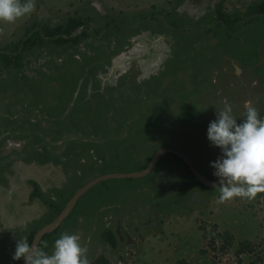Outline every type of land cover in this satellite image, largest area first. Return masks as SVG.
Listing matches in <instances>:
<instances>
[{
    "label": "rangeland",
    "instance_id": "374dc122",
    "mask_svg": "<svg viewBox=\"0 0 264 264\" xmlns=\"http://www.w3.org/2000/svg\"><path fill=\"white\" fill-rule=\"evenodd\" d=\"M204 1L205 13L199 12L198 0H35L31 14L15 23L0 22V55L11 57L9 64L0 57V141L28 139L25 151L31 153L25 161L41 156L40 162L62 163L72 174L79 147L82 174L73 177L75 186L105 173L137 171L162 146L186 152L200 173L216 178L211 164L222 151L211 144L207 130L218 110L227 102L242 121L248 104L264 119V15L243 16L228 27L216 21L217 4L243 14L259 0ZM197 13L199 19L193 20ZM69 18L86 20L75 32H86L78 45L46 41L11 50L30 31ZM145 31L154 35L166 57L156 53L150 62L141 59L143 45L130 37ZM132 54L134 60H127ZM111 58L122 59L116 65L122 70L117 85L83 100L88 81L93 92L99 87L98 70L104 72ZM236 65L242 67L239 73ZM132 196L146 199L137 220L151 223L131 235L138 246H128V253L106 252L100 241L101 217L126 206ZM218 197V186H201L182 162L163 158L146 176L109 178L90 187L54 237L78 234L89 261L107 253L117 264H178L180 259L188 264H240L235 248L248 241L255 252L245 255L243 264H264V193L255 200L225 203ZM77 215L80 233L70 226ZM28 233L17 231L11 245L0 238V264L16 261L17 241ZM226 233L234 245L221 249L219 235ZM211 236L217 239L215 247ZM55 240L39 247L51 254Z\"/></svg>",
    "mask_w": 264,
    "mask_h": 264
},
{
    "label": "flooded vegetation",
    "instance_id": "af4514ba",
    "mask_svg": "<svg viewBox=\"0 0 264 264\" xmlns=\"http://www.w3.org/2000/svg\"><path fill=\"white\" fill-rule=\"evenodd\" d=\"M198 2L201 3V5H198V7L201 8V11L199 12H207L205 1L198 0ZM195 8L192 10L196 11ZM189 11L190 9L186 10L185 13L189 14ZM200 13L193 15L192 19H199ZM149 32L150 31L141 32L130 37V39H139V44L143 45V51L140 53L141 59L147 62H150L153 59V56L162 54L160 51L162 49L156 45V38ZM155 36L157 35L155 34ZM155 46H157V48ZM128 53L129 50L125 51V54ZM122 56L123 54H121V57ZM166 56L167 54H162L160 59H163ZM121 60V58H116V60L111 58L109 59V63L104 66V72L98 70V73H100L98 75L100 79L98 84L99 87L91 92L90 87L93 83L92 81H88L89 89L87 94L83 95V100L87 101L92 96H95L93 93L96 91H100L99 93H101L106 86L112 88L117 85V75H120L122 72L119 71L121 68L119 69L116 65L120 64ZM127 60L133 61V54L128 56ZM127 69L124 70L127 71ZM240 70H242V67L236 65L235 72L239 73ZM102 73L103 75H101ZM250 83L252 87V82L250 81ZM255 84L256 83L254 82V85ZM103 95L105 96V94ZM256 96L257 94L254 93L255 98ZM244 104L245 102L242 101L240 111L243 110L242 105ZM259 115L262 114L259 113ZM88 124V126L94 128L92 123ZM28 141V139H19L17 137H5L0 141V182L5 183V185L0 183V238L6 241L3 244L11 245L17 238V231H29V233L24 237L27 238L31 231L35 232L46 223L51 222L66 205L74 192L82 186V184L75 186V183L73 182V177H79L82 174L80 167H77L78 165H81L83 160L79 147L76 152V167L73 171L74 173L72 174V171H65L66 169L64 164L62 166V163H54L49 159L40 162L39 158L41 156L36 155L39 157L37 159L34 155H32L33 157L31 156L29 161H25L23 158H26L27 155L31 153L25 151V146ZM65 149V146H63L62 150ZM23 153L24 156L22 157L21 154ZM164 156H162L159 160L163 159ZM181 162L186 165L183 161ZM188 172L191 175L192 180H196L192 172ZM196 181L200 183L198 180ZM202 185L203 184L201 183V186ZM80 197L75 201L71 211L60 222L57 228L52 232L47 233L49 234L48 236H45L47 235L45 234L41 238L40 243L43 241L51 242L56 239L54 235L57 234V231L62 227L64 224L63 222L73 211L78 210ZM145 200L146 199L144 197L138 198L137 196H132L131 199L126 201V206L120 205L113 212H108L102 215V232L100 234V241L105 246L106 252H109V249H113L118 251L120 255H123L128 253V246H138L137 241L132 239L131 235L137 233L138 230L144 231V229L147 228L148 223H151L150 219L140 221L137 220L138 213L141 211V206H146V203L144 204V202H146ZM197 200H199L198 196ZM134 211H137V218L133 216L134 214L136 215ZM80 222H82V219L80 215H77L71 223L72 225H70L72 226L71 230H74L75 233H80L82 228V224H80ZM152 222L157 224L154 220H152ZM106 231H111L113 236L112 242L107 240ZM81 240L86 241L88 239H86V237H81ZM98 257H104L110 262V264H117L115 259L107 253L97 255L90 261V264Z\"/></svg>",
    "mask_w": 264,
    "mask_h": 264
},
{
    "label": "clouds",
    "instance_id": "9594fccd",
    "mask_svg": "<svg viewBox=\"0 0 264 264\" xmlns=\"http://www.w3.org/2000/svg\"><path fill=\"white\" fill-rule=\"evenodd\" d=\"M34 10L35 0H0V22L15 23ZM245 108V118L238 121L232 106L225 102L207 130L211 144L222 151L211 164L219 179L215 185L219 187V203L234 198L255 200L264 193V119L254 106L246 104ZM12 258L23 259L24 264H90L80 237L68 233L55 240L51 254L35 243L30 245L26 238L19 239Z\"/></svg>",
    "mask_w": 264,
    "mask_h": 264
},
{
    "label": "trees",
    "instance_id": "16d2710c",
    "mask_svg": "<svg viewBox=\"0 0 264 264\" xmlns=\"http://www.w3.org/2000/svg\"><path fill=\"white\" fill-rule=\"evenodd\" d=\"M215 17L216 21L218 24H224L228 27L233 25L234 23L240 21L243 16L252 18V17H257L260 15H264V0H259L257 2H254L253 4L249 5L243 14H241L238 11H232L228 12L224 10L222 4H217L215 7ZM86 24V20L82 18H69L66 20L64 23L60 24H54V25H44L42 27H39L35 30H32L28 33L26 38L18 43L13 44L11 47V50L13 51H18L20 48L22 50H28L35 46L38 43H43V42H51L53 44H58V45H78L80 39H82V36L86 35V32H82L81 34H76V30L81 28L83 25ZM15 58H19L17 54L14 55ZM0 57L3 59V61L6 64L10 63L11 57H9V54H2ZM16 62H18L16 60ZM164 159H168L171 162L175 161H182L177 155L174 153H166V155L163 157ZM149 161V160H148ZM147 165L144 164L142 166L145 167ZM186 168V171H190L186 165H184ZM187 171V172H188ZM262 195V194H259ZM106 238L109 242H112L113 236L111 234V231H106ZM34 231H31L30 234L27 236L26 240L30 244L32 237H33ZM49 234L45 235L48 236ZM220 240L223 241L222 244L220 245L221 249H224L226 247H231L234 245L233 243V237L231 234L226 233V234H220L219 235ZM210 243H212L214 246L216 245V237L211 236L210 238ZM40 244V243H39ZM215 247V246H214ZM235 253L238 256V261L240 264H243V261L245 258L244 256L247 254H253L255 252V248L251 245L250 242L248 241H240L236 248H235ZM24 260H16L13 264H23ZM91 264H110V262L105 259L104 257H98L92 261ZM178 264H188L184 259H180L178 261ZM249 264H258L256 260L249 262Z\"/></svg>",
    "mask_w": 264,
    "mask_h": 264
},
{
    "label": "water",
    "instance_id": "95a60500",
    "mask_svg": "<svg viewBox=\"0 0 264 264\" xmlns=\"http://www.w3.org/2000/svg\"><path fill=\"white\" fill-rule=\"evenodd\" d=\"M166 153H174L175 155H177L186 164V166L189 168V170L194 175L195 179L198 180L200 183H202L204 186L212 188V187H215V185H218L219 179L218 178L210 179L202 175V173H200V171L193 164L190 157L184 151H181V150H178L172 147L162 146L155 150V152L153 153L147 165L143 168H140L137 171L105 173L98 177H95L94 179L80 186L74 192L72 197L68 200V202L62 208L59 214L51 222L46 223L45 225H43L42 227H40L38 230L34 232L30 245L33 243H35L36 245H39L41 238L45 234L55 230L57 226L60 224V222L69 214V212L71 211L72 207L75 204V201L84 192H86L90 187H92L93 185H95L96 183L102 180L109 179V178H139V177L146 176L154 169L159 159L162 156H164Z\"/></svg>",
    "mask_w": 264,
    "mask_h": 264
}]
</instances>
